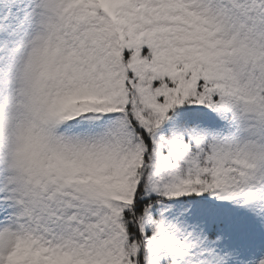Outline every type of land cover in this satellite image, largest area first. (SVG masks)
I'll return each mask as SVG.
<instances>
[{"label": "snow or ice", "instance_id": "obj_1", "mask_svg": "<svg viewBox=\"0 0 264 264\" xmlns=\"http://www.w3.org/2000/svg\"><path fill=\"white\" fill-rule=\"evenodd\" d=\"M0 264H264V0H0Z\"/></svg>", "mask_w": 264, "mask_h": 264}]
</instances>
